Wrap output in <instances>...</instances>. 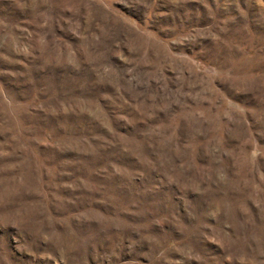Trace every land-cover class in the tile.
<instances>
[{"label":"rangeland","instance_id":"374dc122","mask_svg":"<svg viewBox=\"0 0 264 264\" xmlns=\"http://www.w3.org/2000/svg\"><path fill=\"white\" fill-rule=\"evenodd\" d=\"M0 264H264V0H0Z\"/></svg>","mask_w":264,"mask_h":264}]
</instances>
